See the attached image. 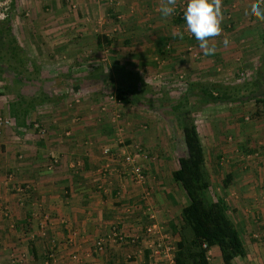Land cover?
Segmentation results:
<instances>
[{
	"label": "crops",
	"instance_id": "0c3cea01",
	"mask_svg": "<svg viewBox=\"0 0 264 264\" xmlns=\"http://www.w3.org/2000/svg\"><path fill=\"white\" fill-rule=\"evenodd\" d=\"M13 1L14 18L29 21L28 28L35 24L28 30L30 38L18 41L27 53L42 54V59L50 54L53 63L59 58L74 65L104 19L119 36L130 39L129 46L112 44V69H144L151 75L161 70L169 81L184 72L192 90L188 94L196 98L205 82L233 85L240 79L239 69L256 73L264 54V22L244 14L255 0H223V32L210 41L217 46L212 56L203 55L184 20L160 15L159 0ZM225 36L228 47L222 43ZM190 45L206 61L194 59ZM61 80L65 84L70 79ZM95 83L84 79V85ZM258 83L256 74L253 84ZM48 95L51 100L38 104L27 125L19 126L9 114L8 97L0 94V114L12 121L0 137V264H45L47 258L50 264H77L72 254L81 258L80 264H172L152 256L151 240L145 239L153 223L177 243L182 210L190 202L173 176L187 150L178 146L171 122L142 102L121 103L114 95L103 103L89 99L76 108L67 104V92ZM226 103L205 104L197 113L203 116L202 126L196 124L210 193L226 202L246 246V255L234 264H264V118L253 99L229 102L220 111ZM246 116L253 122H245ZM34 122L44 130L33 128ZM228 135L236 141L228 143ZM106 148L120 159L110 160ZM125 153L135 154L144 169L142 183L115 171ZM51 157L60 162L50 168ZM40 226L47 228L46 236ZM117 226L128 242L109 239ZM135 236L137 241L130 242ZM100 238L106 240L101 251L95 247ZM208 258L210 264H223L217 245L209 249Z\"/></svg>",
	"mask_w": 264,
	"mask_h": 264
},
{
	"label": "rangeland",
	"instance_id": "374dc122",
	"mask_svg": "<svg viewBox=\"0 0 264 264\" xmlns=\"http://www.w3.org/2000/svg\"><path fill=\"white\" fill-rule=\"evenodd\" d=\"M11 1L12 0H0V21H4L9 17L11 19L10 21L13 32L15 36H17V40L19 41L20 39L24 41L25 36L28 40L30 38V36H28V30H30V27L35 26V24L33 23L32 26H29L28 28V25L30 24L29 21H26L22 17L16 20L14 18L15 7L10 6ZM179 3L180 2H178L177 5ZM185 6L186 4L184 3V7ZM76 8L73 6L74 10H76ZM173 16L175 20H184L177 18L175 14H173ZM111 18H113V16H111ZM115 24H117V20L115 21ZM111 27L112 24L107 23L104 19L98 21L97 27L95 28L92 36L93 42L87 41L86 52L82 50V53H78L79 55L74 58V65L71 66L68 65V61L67 63H63L62 61L60 62L59 58H56L55 63H53L51 59L48 58L50 54L45 55L44 59H42V54L39 55L40 57H38L36 53H27L22 46L21 48L24 51L23 53L18 52V54L10 55L9 51H7L6 57L9 66H4V71H2L3 73L0 74V94L6 95L9 101V97L16 96V92H18L14 89V87L17 85L19 80L26 83L31 82L30 88L19 91L23 96H25V98H38L42 92L45 93V91L46 94H49V92L53 93L55 91L64 92V94L67 92L69 97L67 104L76 108L77 105L80 106L82 103L92 98L97 99L96 103H103L105 99L109 100L110 97L115 96V90L117 88L133 91L134 96H137L140 102L146 105H143L145 109L156 111V114H160L161 118H167L168 121L171 122L172 127H174L175 131H177L176 142L182 150H185L184 135L182 130V115L184 112L188 111L192 117L195 118L196 123L200 124L201 122H199V120L203 119V116H197V113L206 103L201 101L200 98L192 97L190 94H188V92L191 90V85L189 86V81H187L188 77H186L187 75L184 72L181 73V75L173 76V78L169 81L168 77H166V80L163 77L165 76L164 71L157 70V75H151L153 73H150L147 70L131 68V71L140 76L142 81L140 84H138L139 86L137 85L138 87L132 86L131 88L127 86L126 82H129L127 76L124 74H118L116 72L114 73V69H112V66H110L109 62H112L114 58L112 55V50L114 47L112 44L114 41L123 42L125 46H129L130 39L119 36L118 31L111 29ZM99 34L105 35L108 39H112L113 42L108 44L105 41L99 45L97 42V37ZM78 38H80V36H78ZM80 42L83 43L82 40H80ZM93 46L97 47L95 48ZM190 48L191 45L188 47V50L194 59H200V62L203 60L206 61V58H202L199 53ZM166 49L169 50L168 46H166ZM44 60L51 63L45 64L43 63ZM101 73L108 75L114 74V78L111 79V85L107 84V80V83L99 82L97 84L84 85V79H86L89 75ZM161 73L163 74L161 75ZM248 73V70L239 69L236 75L240 79L232 85L233 87L229 89L227 96H248V94L250 95L253 91L257 90V87L253 84V79H255L257 72L255 73V71H253L250 74ZM61 78L70 80H66V82L64 80V84ZM263 92L264 88L259 90V93ZM230 103L228 102L226 105L221 106L218 109H220V111L221 108L226 109L231 105ZM260 112L264 118V106H261ZM0 118L3 120L8 119V117L2 114H0ZM252 120L253 119L251 116H246L244 121L253 122ZM32 125L33 128H37L36 130H39L40 132H42L45 127L39 122H34ZM2 126L3 125L0 126V137L3 134V128L5 127ZM200 126H202V124H200ZM66 135H68V133H66ZM227 138L228 143L232 144L236 141L232 135H228ZM254 154L258 156L256 153H251L249 155L250 157H253ZM53 159L54 158L51 157L49 166H51ZM59 162L54 164L57 165ZM52 166L54 167V165ZM23 191V188L19 190V192ZM40 229V232L43 231V235L46 236L47 228H42L40 226ZM40 234L42 235V233ZM73 255L74 254L71 255V259L76 261L77 264H80L81 258L77 259ZM54 256L50 257L49 255V259L51 258V260H53ZM14 263L16 264L17 262ZM46 263L50 264V260H48V258L45 264Z\"/></svg>",
	"mask_w": 264,
	"mask_h": 264
},
{
	"label": "trees",
	"instance_id": "16d2710c",
	"mask_svg": "<svg viewBox=\"0 0 264 264\" xmlns=\"http://www.w3.org/2000/svg\"><path fill=\"white\" fill-rule=\"evenodd\" d=\"M11 7H15V1H11ZM8 17L0 21V74L7 63V51L10 55L23 53L11 26ZM264 42V33L262 34ZM111 44L112 39L99 34L97 42ZM257 69L258 84L257 92L264 88V54ZM118 74H124L129 79L127 86H137L142 78L131 69L116 68ZM114 72V73H115ZM114 74H92L86 79L93 82H105L111 85ZM108 78V79H107ZM107 80V81H106ZM31 82H17L14 89L16 96L9 97V114L20 125H27L31 112L36 109L37 104L50 101L48 94L42 92L38 98L27 99L19 91L30 88ZM139 86V85H138ZM137 86V87H138ZM232 85L221 82H205L197 88L196 95L207 105H218L222 102L243 103L254 100L258 106L257 113L261 115L260 108L264 106V92L253 94V96L229 97V89ZM216 92V93H215ZM256 92V91H254ZM194 93V92H192ZM115 97L121 103H140L133 91L117 88ZM30 123V122H29ZM182 130L187 153L179 158V168L173 173L174 179L179 182L189 197V204L182 210L181 218L183 224L179 231L180 239L176 243L174 264H210L209 249L217 245L222 254L223 264H234L238 257L246 255L247 250L238 227L229 215L226 202L222 198H213L210 193V182L205 168V154L196 120L186 111L182 115Z\"/></svg>",
	"mask_w": 264,
	"mask_h": 264
},
{
	"label": "clouds",
	"instance_id": "9594fccd",
	"mask_svg": "<svg viewBox=\"0 0 264 264\" xmlns=\"http://www.w3.org/2000/svg\"><path fill=\"white\" fill-rule=\"evenodd\" d=\"M178 0H159L157 11L163 18H168L176 12ZM252 15L256 20L264 22V0H255L244 13ZM183 19L186 22L185 30L198 41L199 49L205 56L215 55L217 46L210 43L223 32V0H186L183 10ZM177 35V33H173ZM183 39V34H180ZM223 46L228 47L230 40L224 37Z\"/></svg>",
	"mask_w": 264,
	"mask_h": 264
},
{
	"label": "built area",
	"instance_id": "2783aa9c",
	"mask_svg": "<svg viewBox=\"0 0 264 264\" xmlns=\"http://www.w3.org/2000/svg\"><path fill=\"white\" fill-rule=\"evenodd\" d=\"M183 10H184V2L179 3L176 6V12L174 13L177 18L183 19ZM191 49V48H190ZM12 121L11 119L3 120L0 118V126H8L11 125ZM2 126V127H3ZM38 126V125H36ZM104 152L107 153L110 156V160H119L120 157L112 152L110 149L106 148L104 149ZM59 162L58 158H54L52 160L50 168L53 167L52 165H55L54 163ZM106 171H110V164H106L105 166ZM116 172H123L126 175H129L132 177L133 180H135L138 183H142L145 180V173L144 169L142 168L141 164L138 162L136 155L132 153H125L122 156L121 160V168L120 170H115ZM154 217V215H152ZM152 217V218H153ZM127 236L120 231V229L117 227L114 228L113 232L109 235L110 240H114L118 243H124L128 242ZM137 236L130 237V242L134 243L137 241ZM145 239L146 241L151 240L150 247L152 250V256L161 258L162 260L169 261L170 263H175V252L177 249L176 243L172 241V239L161 232L160 228L156 224H150L146 230L145 233ZM106 240L104 238H100L96 240L95 246L96 249L101 251L105 248ZM52 254H50V257H52ZM77 258L76 256H74Z\"/></svg>",
	"mask_w": 264,
	"mask_h": 264
}]
</instances>
